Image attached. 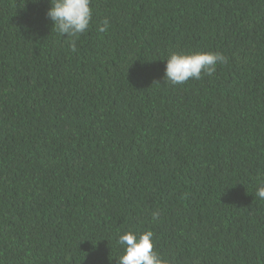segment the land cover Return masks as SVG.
Listing matches in <instances>:
<instances>
[{"label":"trees","instance_id":"trees-1","mask_svg":"<svg viewBox=\"0 0 264 264\" xmlns=\"http://www.w3.org/2000/svg\"><path fill=\"white\" fill-rule=\"evenodd\" d=\"M50 6L0 0V264H118L130 229L168 264H264V0H92L76 53ZM193 51L228 59L166 83Z\"/></svg>","mask_w":264,"mask_h":264},{"label":"clouds","instance_id":"clouds-1","mask_svg":"<svg viewBox=\"0 0 264 264\" xmlns=\"http://www.w3.org/2000/svg\"><path fill=\"white\" fill-rule=\"evenodd\" d=\"M38 2V0H34ZM92 0H50V8L46 16L52 22V32L65 38L71 51H78L77 41L86 33L92 23ZM110 27L105 19L99 27L101 33ZM227 57L220 52H171L166 59L164 79L171 85H179L190 78L199 80L202 75L211 77L217 70V65L227 62ZM255 197L264 200V184H258ZM160 212L152 213L153 222L160 219ZM155 233L147 230L137 233L128 230L118 236L116 244L124 249L118 256V264H168V262L155 250Z\"/></svg>","mask_w":264,"mask_h":264}]
</instances>
